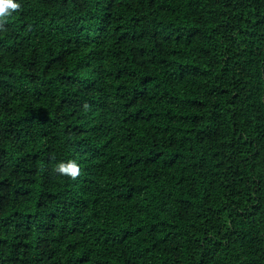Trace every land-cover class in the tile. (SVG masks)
Instances as JSON below:
<instances>
[{
    "label": "trees",
    "instance_id": "16d2710c",
    "mask_svg": "<svg viewBox=\"0 0 264 264\" xmlns=\"http://www.w3.org/2000/svg\"><path fill=\"white\" fill-rule=\"evenodd\" d=\"M11 3L0 264H264V0Z\"/></svg>",
    "mask_w": 264,
    "mask_h": 264
},
{
    "label": "clouds",
    "instance_id": "9594fccd",
    "mask_svg": "<svg viewBox=\"0 0 264 264\" xmlns=\"http://www.w3.org/2000/svg\"><path fill=\"white\" fill-rule=\"evenodd\" d=\"M16 7H18V5L15 4V3H11V0H8V3L6 5L0 4V16L5 15V9L6 8H13L14 9ZM56 170L58 172H61V173H63V172H70L71 174H75L76 171H77V167H76L75 164H71L68 167H65L64 164H58L56 166Z\"/></svg>",
    "mask_w": 264,
    "mask_h": 264
}]
</instances>
